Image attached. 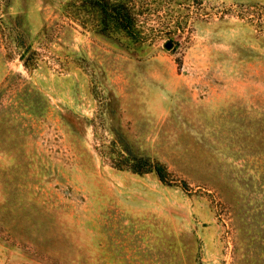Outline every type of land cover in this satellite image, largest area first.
<instances>
[{
	"label": "rangeland",
	"instance_id": "1",
	"mask_svg": "<svg viewBox=\"0 0 264 264\" xmlns=\"http://www.w3.org/2000/svg\"><path fill=\"white\" fill-rule=\"evenodd\" d=\"M69 1L0 0V264H264V0Z\"/></svg>",
	"mask_w": 264,
	"mask_h": 264
},
{
	"label": "trees",
	"instance_id": "2",
	"mask_svg": "<svg viewBox=\"0 0 264 264\" xmlns=\"http://www.w3.org/2000/svg\"><path fill=\"white\" fill-rule=\"evenodd\" d=\"M67 9L80 25L96 33L127 37L137 43L145 41L140 24L142 11L135 0H70ZM125 162L134 172L156 171L162 181H167L165 167L151 158L133 155Z\"/></svg>",
	"mask_w": 264,
	"mask_h": 264
},
{
	"label": "water",
	"instance_id": "3",
	"mask_svg": "<svg viewBox=\"0 0 264 264\" xmlns=\"http://www.w3.org/2000/svg\"><path fill=\"white\" fill-rule=\"evenodd\" d=\"M165 46H166L167 48H170V47L172 46V42H171V41H168V42L165 44Z\"/></svg>",
	"mask_w": 264,
	"mask_h": 264
}]
</instances>
